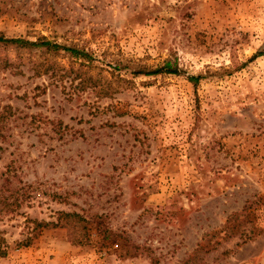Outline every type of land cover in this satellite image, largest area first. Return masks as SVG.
Masks as SVG:
<instances>
[{"label":"rangeland","instance_id":"rangeland-1","mask_svg":"<svg viewBox=\"0 0 264 264\" xmlns=\"http://www.w3.org/2000/svg\"><path fill=\"white\" fill-rule=\"evenodd\" d=\"M0 32L84 48L110 83L0 50V264H264V0H0ZM59 212L82 243L35 227Z\"/></svg>","mask_w":264,"mask_h":264},{"label":"trees","instance_id":"trees-1","mask_svg":"<svg viewBox=\"0 0 264 264\" xmlns=\"http://www.w3.org/2000/svg\"><path fill=\"white\" fill-rule=\"evenodd\" d=\"M0 50L5 54L4 67L12 66L14 61L7 54L8 50H13L16 52V59L20 57L21 62L23 57L20 55L22 51L25 52L26 60L30 63V68L33 70L34 75L49 74L52 76H57L59 79H64L71 76L72 81H76V87L81 90H86L88 88L93 90H98V94L102 96H108L110 83L101 82L96 77H93L89 68L92 62L96 59L91 53L86 51L84 48L77 47L75 45L70 46L66 44H60L56 41L49 40L44 36H40L35 40H29L22 37H7L2 32H0ZM61 54H66L67 56L81 60L78 67L73 65L69 66L68 69L64 66H59L54 59ZM48 58V59H47ZM47 59V60H46ZM45 62H47L45 64ZM86 63V64H85ZM128 68L130 65L128 63L123 64L117 61L115 68ZM132 72L135 74L152 75L158 73H171L177 74L179 69L175 63L170 61H165L163 65L156 67L140 65L135 68L131 67ZM190 81L195 85L198 81V77L189 76ZM101 82V85H100ZM107 83V86L104 84ZM1 131V125H0ZM70 220H75L74 228L81 226L78 232V236L74 239L77 243H82L86 235L87 226L86 219L77 212H59L56 220L54 221H34L35 227H66L70 226ZM31 238H27L22 244L27 246L30 243ZM205 247L204 243H199L194 255H198V252ZM0 253H4V250L0 248Z\"/></svg>","mask_w":264,"mask_h":264}]
</instances>
